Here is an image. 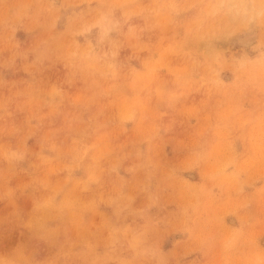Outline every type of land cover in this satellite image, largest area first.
Wrapping results in <instances>:
<instances>
[{
	"label": "clouds",
	"instance_id": "obj_1",
	"mask_svg": "<svg viewBox=\"0 0 264 264\" xmlns=\"http://www.w3.org/2000/svg\"><path fill=\"white\" fill-rule=\"evenodd\" d=\"M0 264H264V0H0Z\"/></svg>",
	"mask_w": 264,
	"mask_h": 264
}]
</instances>
